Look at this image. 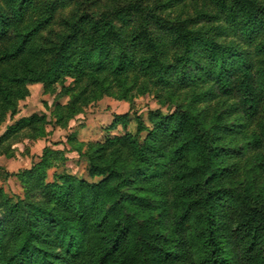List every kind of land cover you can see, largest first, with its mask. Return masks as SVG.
Segmentation results:
<instances>
[{
  "label": "rangeland",
  "instance_id": "rangeland-1",
  "mask_svg": "<svg viewBox=\"0 0 264 264\" xmlns=\"http://www.w3.org/2000/svg\"><path fill=\"white\" fill-rule=\"evenodd\" d=\"M76 27L70 67L53 72ZM138 34L157 45L149 67L152 52ZM184 34L195 36L189 46ZM193 134L197 143L177 154ZM90 157L118 170L119 200L132 213L144 198L134 216L151 217L170 240L166 247L179 257L168 264H199L179 213L203 186L234 194L218 205L229 264L263 255L264 245L246 252L235 229L246 205L264 201V0H0V217L36 223L33 244L48 249L55 216L75 217L45 188L68 177L105 180L100 171L91 176ZM96 216L89 233L97 239L88 245L95 248L102 245ZM5 241L0 232L1 261L14 248ZM118 254L107 264H119Z\"/></svg>",
  "mask_w": 264,
  "mask_h": 264
},
{
  "label": "trees",
  "instance_id": "trees-1",
  "mask_svg": "<svg viewBox=\"0 0 264 264\" xmlns=\"http://www.w3.org/2000/svg\"><path fill=\"white\" fill-rule=\"evenodd\" d=\"M77 27L59 48L60 57L54 62L53 72L63 73L70 67L73 55L67 49L69 40L80 32ZM106 34L100 35L102 40L95 46L96 50L102 51ZM136 39L143 41L150 47L151 58L146 59L148 67L151 63H157L159 51L154 38L138 34ZM183 39L186 41V46H189L187 41H193L195 36L188 37L184 34ZM196 39L205 42V39L199 36ZM90 42L88 41L86 44L88 45ZM26 45L27 43L22 47ZM93 50L84 54H91ZM187 50L189 51V49ZM123 64H120L118 69H122ZM222 72L220 69V75L223 74ZM211 73L212 71L207 70L206 75L209 76ZM248 88V86L245 87V102L251 104V109L255 111L256 102L252 101V94ZM190 119L194 120V117L190 115ZM178 125L180 127H177ZM178 125L175 131L179 130L178 132H180L184 126L181 123ZM173 127L175 128V126ZM140 129L138 128V131ZM151 134L157 138L156 131ZM130 137L118 138V141H128ZM200 137L198 134H193V138L186 139L175 149V152L178 154L182 150H186L191 144L197 143ZM109 141L111 142V140ZM152 149L161 153L163 151L159 147ZM140 151H143V148ZM89 162L91 176H97L98 171H100L106 175L105 180L97 185H89L82 181H69L71 178L68 177V181L64 184L53 183L45 188V191H51L52 195L55 196L56 203L67 210L69 213L67 215L71 214L75 217L73 219L72 216H55L52 222L56 227L53 229L51 237L45 240L48 249L37 248L33 244L34 241L40 239V233H37L35 229L36 223L20 222L17 219L12 221L0 217V232L3 233L4 237L6 236L5 242L14 247L11 248L12 252L9 259L7 261L0 260V264H107V255L116 254L117 251L119 264H129L132 262V257L134 260L131 264H168L169 261L179 257V253L166 247L165 242L170 240L162 234L160 229L155 228L151 217H145L143 222L136 220L134 215L139 211V206L144 203L141 202L144 198L138 199V210L135 209L134 213L124 204L123 199L119 200L121 197L118 193V170L111 165L106 168L95 165L93 157L89 158ZM138 170L142 171L143 174L147 172L140 166L136 168V171ZM112 179L117 180L108 185ZM198 192L200 197L190 200L188 203H181L185 209L180 210L179 222L190 223V238L195 246L193 253H196L199 264H229L230 259L225 256L223 239L219 233L223 223L220 220V214H218V205L226 199L230 200L234 194L225 189H214L207 186H203L202 189L199 188ZM131 197H126V199ZM105 199L109 202L106 209L102 204V200ZM160 202L164 203L163 200ZM124 207L128 208L126 213H124ZM51 211L52 209H49V212ZM47 214L48 212L44 211V216ZM97 214L101 218V222L97 224V236L102 245L95 248V246L89 247L88 245L91 239L93 241L97 239L89 233V228L96 221ZM79 216L80 218H77ZM90 224L92 225L90 226ZM235 232L241 242L245 243L246 252L247 250L254 251L259 246L264 245L263 200L257 206L251 204L245 206L242 221L237 225ZM85 234L88 237L87 245L86 241H81V235L85 236ZM162 241L164 244L161 243ZM250 264H264V254L252 258Z\"/></svg>",
  "mask_w": 264,
  "mask_h": 264
}]
</instances>
